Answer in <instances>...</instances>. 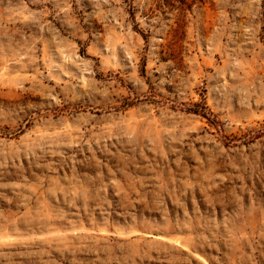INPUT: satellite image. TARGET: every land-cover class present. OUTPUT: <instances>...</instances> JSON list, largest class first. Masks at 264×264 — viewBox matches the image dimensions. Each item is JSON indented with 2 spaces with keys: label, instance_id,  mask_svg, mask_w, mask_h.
Masks as SVG:
<instances>
[{
  "label": "rangeland",
  "instance_id": "obj_1",
  "mask_svg": "<svg viewBox=\"0 0 264 264\" xmlns=\"http://www.w3.org/2000/svg\"><path fill=\"white\" fill-rule=\"evenodd\" d=\"M0 264H264V0H0Z\"/></svg>",
  "mask_w": 264,
  "mask_h": 264
}]
</instances>
